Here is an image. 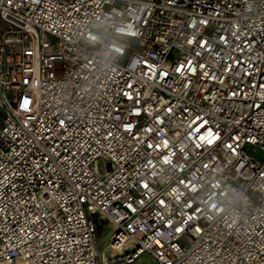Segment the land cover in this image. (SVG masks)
<instances>
[{
	"label": "built area",
	"instance_id": "1",
	"mask_svg": "<svg viewBox=\"0 0 264 264\" xmlns=\"http://www.w3.org/2000/svg\"><path fill=\"white\" fill-rule=\"evenodd\" d=\"M143 254L264 264V0H0V264Z\"/></svg>",
	"mask_w": 264,
	"mask_h": 264
},
{
	"label": "rangeland",
	"instance_id": "2",
	"mask_svg": "<svg viewBox=\"0 0 264 264\" xmlns=\"http://www.w3.org/2000/svg\"><path fill=\"white\" fill-rule=\"evenodd\" d=\"M97 168L100 173H104L106 170L105 162L103 160H99L97 162ZM95 221L98 227L97 249L101 255L102 253H104V247L107 245L108 242H110V238H109L110 229L106 220L100 217H96ZM135 264H155V263L147 254H143L137 259Z\"/></svg>",
	"mask_w": 264,
	"mask_h": 264
},
{
	"label": "clouds",
	"instance_id": "3",
	"mask_svg": "<svg viewBox=\"0 0 264 264\" xmlns=\"http://www.w3.org/2000/svg\"><path fill=\"white\" fill-rule=\"evenodd\" d=\"M223 196V202H222V207L227 211L229 210L231 207L234 206L235 202H236V198L234 196H230L228 194V192H224L222 194Z\"/></svg>",
	"mask_w": 264,
	"mask_h": 264
},
{
	"label": "bare ground",
	"instance_id": "4",
	"mask_svg": "<svg viewBox=\"0 0 264 264\" xmlns=\"http://www.w3.org/2000/svg\"><path fill=\"white\" fill-rule=\"evenodd\" d=\"M113 251L116 253V252H121V248L119 246H116Z\"/></svg>",
	"mask_w": 264,
	"mask_h": 264
},
{
	"label": "snow or ice",
	"instance_id": "5",
	"mask_svg": "<svg viewBox=\"0 0 264 264\" xmlns=\"http://www.w3.org/2000/svg\"><path fill=\"white\" fill-rule=\"evenodd\" d=\"M209 142H211V141H209Z\"/></svg>",
	"mask_w": 264,
	"mask_h": 264
}]
</instances>
